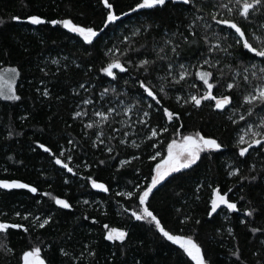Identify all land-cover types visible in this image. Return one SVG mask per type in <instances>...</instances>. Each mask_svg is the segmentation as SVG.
Returning a JSON list of instances; mask_svg holds the SVG:
<instances>
[{"label":"trees","instance_id":"1","mask_svg":"<svg viewBox=\"0 0 264 264\" xmlns=\"http://www.w3.org/2000/svg\"><path fill=\"white\" fill-rule=\"evenodd\" d=\"M109 2L115 6L119 14L129 11L135 0ZM212 10L214 9L209 6L203 14L207 17V12ZM105 11L100 0H0V20L4 21V24L0 25V67L18 68L21 75L16 81V87L17 94L22 97L21 101L15 103L0 100V179L20 180L39 190L37 194L28 193L27 190L11 192L0 190V212L7 213L6 216H0V219L22 223L30 229V234H25L21 230H10L7 236L0 234V245H7L14 252L12 255L0 250V264H18L19 255L30 244L43 245V254L49 264H109L110 261L111 264H121L122 261L133 264L134 259L141 260L142 264H182V257L177 255L174 246L162 242L158 234L154 235L147 226L137 225L135 228L130 226L132 222L128 215L122 212L121 205L132 207L133 202L115 195L118 191L133 190L135 183L145 182L144 178L152 167V162L148 160V155L152 151L148 142L140 149H133L120 145L118 141L123 138L122 133H115L117 139L112 141L115 145L112 155L116 156V153L119 155L111 159L103 150V145L99 149L91 146L92 140L95 139V131L88 130V136L85 137L81 120H73L72 115L75 110H79L78 105L80 108L85 107L82 101L90 95L97 100L99 106L98 94L105 87L115 86L118 92L127 91L128 95L120 97L124 100V106L135 103L138 98V85L125 86L123 80L117 83L99 72L108 60L104 52L113 44H119V38L123 35H130L136 27L150 23L153 29L147 36L136 38L137 47L146 43L147 48L141 49V53L131 58L137 60L144 56L155 58L151 51L153 38L156 42H162L165 31L172 32L176 31L177 27L183 28L188 22L185 17L191 19L189 13L177 11L173 7L149 15L132 13L118 22L119 27L113 25L106 29L99 42L95 43V47L84 45L78 37L59 26L56 28L50 25L32 26L19 24L11 19L14 15L26 17L39 14L49 19L70 18L74 23L95 25L99 28ZM248 30L250 28L246 27V31ZM200 34L203 35L202 29ZM64 57L68 58L67 61L63 59ZM52 58L60 60L59 68L51 64ZM189 59L192 60L191 55ZM192 62L195 63V60ZM164 63L159 62L156 66L154 71L157 75L163 74ZM65 64L67 68L64 67ZM76 64H80V67L77 68ZM41 68H44L48 75H45ZM228 72L229 69L226 68L225 73ZM121 75L124 79L129 78L127 74ZM224 82H227V77ZM81 83H84L89 91L79 89ZM153 83L158 85L155 79ZM196 83L199 84L198 81ZM91 85L96 87L93 89ZM45 87L50 91L47 98L42 96ZM184 88V93H177L175 88H170L169 94L173 99L165 100L164 105L181 112L184 124L182 132L187 134L200 130L206 135L214 136L222 142L223 151L211 155L202 154L198 166L174 174L176 178H169L155 192L154 198H150L151 208L173 232H178L183 227L185 233L196 234L211 264H233L235 258L230 252L236 244L241 252V264H258V261L264 260V248L260 240L249 232V228H264V211L249 218L243 216V211L251 206L264 210V180L258 179L255 182L244 180L241 184L240 178L230 177L228 172L229 165L239 166L241 175H248L253 163L259 172L264 167V157H258L253 152L252 156L247 158L246 164H240L233 146L237 134L236 126L232 125L224 114L208 107V102L201 109L181 108L175 102V95L194 91L189 89L188 84H185ZM74 89L79 91V96L73 94ZM224 91L223 87L219 91L214 89V94L219 95ZM108 99L114 101L115 97L110 94ZM87 107L90 115L84 118L85 123L95 119L91 115L92 106ZM189 111L191 115L187 114ZM139 114L134 111L132 119L136 120ZM25 115L28 119L21 120L20 117ZM120 120H127V117L116 116L111 127L103 128L105 138L114 134L112 128L127 130L124 125L116 122ZM161 123L160 114L154 112L150 121L151 126L157 127ZM10 130L14 132L11 137L8 135ZM147 131L144 129L139 136L130 139H136L137 143H140ZM68 139H73L78 144L71 153H66V156L68 154L73 156L70 166L78 172V176L66 173L53 163L47 153L36 148V143L40 142L58 153L61 146L72 148V145L67 143ZM161 139L164 144L160 145V149L163 150L170 137L166 134ZM132 155H140L141 159L117 171L119 160L129 159ZM100 159L106 160V165H99ZM85 162L92 165L91 169L84 167ZM89 175L98 182L106 183L110 187V192H98L92 189L85 179H80L81 176ZM65 179L69 181L67 184L64 183ZM130 181L132 183H129ZM198 184H203L204 187L196 193ZM209 184L219 186L222 193L231 188L232 192L228 193V197L231 201L237 202L240 211L228 213L226 209H222L209 218L207 215L211 197V188L207 186ZM43 193L51 195L45 196ZM197 195L199 199H196ZM241 196L244 200H240ZM52 197L67 199L73 208L60 209ZM84 200H88L89 203L84 204ZM248 201L252 202L251 205ZM17 210L22 213L31 212L42 218L52 215L53 222L44 229L33 228L29 221L20 220L15 216ZM85 216L88 217L87 220L84 219ZM185 216L192 219L186 225H181L179 221ZM93 219L98 222L93 224L91 222ZM197 219L201 221L199 225L194 223ZM242 219H246L248 223L241 224ZM104 224H108L109 227L127 228L130 231L131 240L127 253L121 256L117 252L118 259L112 257V252L116 251L115 246L102 239ZM227 227L234 229V239L227 236L225 231ZM218 229L223 238L218 234ZM85 244L92 246L96 253L95 257L86 254V259L76 262L60 255L59 250L64 248L71 256H79L85 251ZM258 251L260 256L256 255Z\"/></svg>","mask_w":264,"mask_h":264},{"label":"snow or ice","instance_id":"2","mask_svg":"<svg viewBox=\"0 0 264 264\" xmlns=\"http://www.w3.org/2000/svg\"><path fill=\"white\" fill-rule=\"evenodd\" d=\"M100 3L106 11L99 28L95 25L74 23L70 18L49 19L39 14H31L26 17L14 15L11 19L19 24L32 26L50 25L52 28L59 26L78 37L84 45L95 47V43L99 42L106 29L113 25L119 27L118 22L132 13L149 15L165 11L169 7L189 13L191 19L185 17L188 22L183 28L177 27L176 31L172 32L165 31L162 42H156L153 38L151 51L155 54V58L148 56L138 60L131 58L141 53V49L147 48L146 43L137 47L136 38L142 35L147 36L153 29V25L150 23L141 24L132 30L130 35H123L119 38V44H113L104 52L108 60L106 65L99 69V72L103 76L111 78V81L119 83L123 80L125 86L136 87L138 85V98L135 103L124 106V100L120 97L128 95L127 91L118 92L115 86L105 87L98 94L99 106H97V100L90 95L89 98L82 101L84 108L77 106L79 110L74 111L72 119L81 120L85 137L88 136V130L95 131V139L92 140L91 146L99 149L103 145V150L108 153L111 159H115L119 155V153H116V156L112 155L115 149L112 141L117 139L115 133H122L123 138L118 141L120 145L130 146L133 149H140L144 143L148 142V146L152 149L148 155L152 167L144 178L145 182L135 183L133 190L115 193L116 196L133 202L132 207L121 205L122 212L128 215V219L132 222L130 225L132 228L137 225L147 226L154 235L158 234L162 242L174 246L177 255L182 257V264H211L197 235L185 233L183 227L178 232L168 229L155 210L151 208L150 198H154L155 192L169 178L175 179L174 174L183 173L198 166L202 154L221 153L224 146L217 138L206 135L200 130L187 134L182 132L184 124L181 112L166 107L164 101L173 99L169 94L170 88H175L177 93H184V85L188 84L189 89L194 91H187L186 94H177L174 97L175 102L181 108L201 109L208 102V107L215 112L224 114L226 119L236 126L237 134L233 146L240 164H246L247 158L251 157L253 152L258 157H264V0H215V2L212 0H135L134 6H130L129 11L119 14L109 0H100ZM209 6L214 10L208 11L206 17L203 13ZM3 24L4 21L0 20V25ZM246 27L250 30L246 31ZM201 29L203 35L200 34ZM120 45H126V47ZM189 55L192 56L195 63L189 59ZM63 59L67 61L68 58L64 57ZM50 62L57 65L58 68L60 67L59 59L52 58ZM159 62H165L162 65V75H157L154 71ZM75 66L79 68L80 64ZM64 67L67 68V64ZM226 68L229 69L227 74L225 73ZM192 69L195 71L193 72ZM40 70L48 75L44 68ZM121 74H127L129 78L124 79ZM20 75L21 73L16 67H0V100L12 103L21 101L22 97L17 94L16 87V81ZM226 77L227 82H224ZM153 79L158 81V85L153 83ZM189 81L192 82L189 83ZM95 87V85H91V88ZM221 87L225 91L219 95L214 94V89L219 91ZM79 89L89 91L84 83L79 84ZM37 91L39 92L40 89ZM73 94L80 95L79 91L75 89ZM110 94L115 97L114 101L108 99ZM42 96L46 98L50 96L47 87L43 89ZM87 106H92L91 115L95 119H90L85 123L84 118L90 115ZM134 111L140 113L136 120L132 119ZM154 112L160 114L162 120V123L157 127H152L150 124ZM187 114L191 115V112L189 111ZM116 116L127 117V120L116 121L124 125L127 130L112 128L114 134L105 138L103 128L111 127ZM20 119L27 120L28 116H21ZM144 129L148 131L140 143H137L136 139H130L133 136H139ZM166 134L170 139L166 147L161 150L160 145L164 144L161 137ZM8 135L11 137L14 132L10 130ZM67 143L72 145V148L61 146L58 153L40 142L36 143V148L47 153L60 169L72 176H78V172L70 166L73 156L71 154L66 156V153H71L78 147V144L73 139H68ZM35 150L33 149V151ZM140 159V155H132L129 159L119 160L117 171ZM106 163L107 161L104 159L98 161L101 166ZM84 167L91 169L92 165L85 162ZM261 173H264V167L258 172L256 164L253 163L248 170V175L242 176L241 168L232 165H229L228 175L240 178L242 184L244 180L249 182H255L258 179L264 180V175ZM138 174L139 170H137ZM80 179H85L90 183L91 188L98 192H110V187L106 183L98 182L91 175L81 176ZM68 182V179L64 180V183ZM207 186L211 188L207 212L209 218L218 214V210L222 209H226L228 213L240 211L237 202L231 201L228 197V193L232 192L231 188L222 193L219 186L211 184ZM203 187V184H198L196 193H199ZM0 190L7 192L27 190L32 194H37L39 191L37 187L16 179H0ZM43 195L50 196L51 194L43 193ZM52 199L60 209L71 210L73 208L67 199L57 197H52ZM196 199H199L198 195ZM240 200H244V197L241 196ZM83 203L88 204L89 201L84 200ZM248 203L251 205L252 202L248 201ZM262 211L264 210L251 206L243 211V216L245 218L254 217ZM6 215L7 213L0 212V216ZM15 216L20 220L29 221L33 228L44 229L53 222L52 215L42 218L31 212L22 213L17 210ZM84 219L87 220L88 217L85 216ZM191 219L190 216H185L179 223L186 225ZM91 222L95 224L98 221L93 219ZM194 223L199 225L201 221L197 219ZM240 223L246 224L248 221L242 219ZM103 229L102 239L116 248V251L112 252V257L118 259L117 252L121 256L125 255L131 240L130 231L127 228L109 227L108 224H104ZM10 230H21L25 234H30L29 227L24 224L0 219V234L7 236L10 234ZM225 231L228 237L235 238L232 227H227ZM217 232L223 238L219 229ZM249 232L260 240V244L264 248V239H260L264 237V228L250 227ZM48 247L50 248L51 245ZM0 250L5 254L14 255L13 249L7 245H0ZM84 250L76 257L71 256L64 248H61L59 252L61 256L76 262L86 259V254L95 257L96 253L91 245L85 244ZM43 252L42 244H30L19 255L18 264H49ZM230 255L235 258L233 264H241V252L238 244L234 245ZM256 255L260 256V252L258 251ZM121 264H126V262L122 261ZM133 264H142V261L134 259ZM258 264H264V260L258 261Z\"/></svg>","mask_w":264,"mask_h":264}]
</instances>
